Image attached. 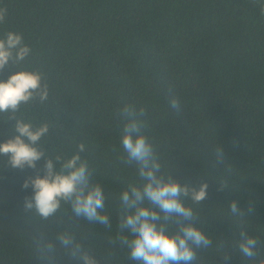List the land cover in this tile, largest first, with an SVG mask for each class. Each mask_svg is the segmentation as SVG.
<instances>
[{
    "label": "trees",
    "instance_id": "obj_1",
    "mask_svg": "<svg viewBox=\"0 0 264 264\" xmlns=\"http://www.w3.org/2000/svg\"><path fill=\"white\" fill-rule=\"evenodd\" d=\"M0 9V38L22 34L31 49L21 64L0 71V80L16 70L39 72L49 93L45 102L22 104L17 117L49 125L40 143L53 159L85 145L79 154L102 186L111 222L90 223L63 202L47 220L25 212L32 189L23 182L37 170L43 175L44 160L37 170H19L0 155V264H43L37 230L50 240L70 233L98 264H138L116 240L119 196L140 182L136 167L120 159L118 110L125 103L145 109L144 131L164 173L197 189L208 184L199 204L184 201L212 241L197 250L195 264H225V256L228 264H264V0H0ZM169 89L180 116L168 104ZM14 124L0 114V143ZM218 146L224 164L213 154ZM232 201L243 218L230 214ZM241 230L258 240L253 259L235 247ZM56 252L53 264H79L59 245Z\"/></svg>",
    "mask_w": 264,
    "mask_h": 264
},
{
    "label": "clouds",
    "instance_id": "obj_2",
    "mask_svg": "<svg viewBox=\"0 0 264 264\" xmlns=\"http://www.w3.org/2000/svg\"><path fill=\"white\" fill-rule=\"evenodd\" d=\"M5 14L6 9H0V23L4 22ZM30 53L22 34L5 33L0 38V71L8 65L21 64ZM48 95V87L42 83L39 72L16 70L7 80H0V114L15 119L12 137L0 143V155L7 157L11 168L19 170H37L38 162L44 160L43 175L37 170L34 177H27L23 182L24 189H32V194L24 198L23 210L34 211L41 219L47 220L58 212L63 202L71 206L74 216L111 228L109 215L105 213L106 196L102 186L93 182V169L79 154L85 151V145L80 143L78 152L70 158L57 155L53 159L40 143L48 135L49 125L34 126L16 115L22 104L37 98L45 102ZM168 104L178 116L181 115V102L170 89ZM146 115L143 107L137 109L131 103H125L118 110L122 123L120 140L126 153V158L122 156L120 159L125 165L136 167L140 182L129 183L127 190L119 196L120 234L116 240L128 249L129 259L138 264H195L197 250L208 248L212 241L196 226L199 217L184 201L190 198L199 204L207 197L208 184L202 182L198 189L188 183L182 185L171 177L170 172L162 171L156 148L144 131ZM213 154L217 163H226L221 146ZM57 164H60L59 169ZM220 190L224 187L220 186ZM229 210L233 217L246 215L236 201L230 203ZM33 243L43 264H53L57 245L79 264H98L68 232L50 240L44 231L37 230L33 234ZM257 245L256 238L241 230L235 247L243 257L253 259L257 256ZM229 259L225 256V264Z\"/></svg>",
    "mask_w": 264,
    "mask_h": 264
}]
</instances>
